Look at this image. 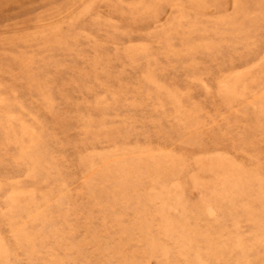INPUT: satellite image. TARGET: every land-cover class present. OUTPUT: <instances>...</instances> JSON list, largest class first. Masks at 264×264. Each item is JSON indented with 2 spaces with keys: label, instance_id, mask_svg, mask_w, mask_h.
<instances>
[{
  "label": "rangeland",
  "instance_id": "rangeland-1",
  "mask_svg": "<svg viewBox=\"0 0 264 264\" xmlns=\"http://www.w3.org/2000/svg\"><path fill=\"white\" fill-rule=\"evenodd\" d=\"M0 264H264V0H0Z\"/></svg>",
  "mask_w": 264,
  "mask_h": 264
}]
</instances>
